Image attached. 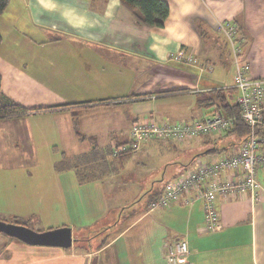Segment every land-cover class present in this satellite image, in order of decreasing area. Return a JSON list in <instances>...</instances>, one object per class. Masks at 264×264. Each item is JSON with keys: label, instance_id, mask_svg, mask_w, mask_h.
I'll list each match as a JSON object with an SVG mask.
<instances>
[{"label": "crops", "instance_id": "0c3cea01", "mask_svg": "<svg viewBox=\"0 0 264 264\" xmlns=\"http://www.w3.org/2000/svg\"><path fill=\"white\" fill-rule=\"evenodd\" d=\"M165 2L169 13L163 26L151 27L120 0H8L0 13V91L27 108L42 109L0 119V167L35 168L41 163L39 154L50 152L55 170L62 154L89 153L93 149L107 153L111 144L128 140L132 121L143 116L139 103H149L145 110L149 113L143 118L157 120L155 116L166 111L160 107L164 101L158 98L179 94L180 89H185L182 93L190 101L180 108L172 105L170 111L175 117L189 122L206 116L212 109L206 106L209 90L220 87L204 80L197 66L167 57L182 49L211 65L207 74L218 66L226 70L234 67L230 47L228 55L220 47V40L227 43L224 27L236 29L239 59L250 64L249 75H264V0ZM106 98L112 99L108 102ZM74 112L78 113L83 139L73 129ZM223 136L217 137L221 141L216 144L204 141L207 135L184 142L159 138L146 141L120 161L114 160L118 165L136 154L144 164L142 157L164 155L159 164L151 162L150 173L141 178L149 188L146 195L159 186L143 209H120L100 228L85 232L83 224L100 217L95 216L97 212L77 222L76 228L70 218L79 216L81 210L75 203L68 214L56 209L57 205L45 204L43 224L38 226L41 213L30 210L29 214L38 217L33 225L26 223L27 227L35 231L69 227L72 244L66 248L32 245L0 231V264H171L165 245L177 238H186L189 246L187 262L182 264H264V168L256 172L260 184L256 200L245 193L217 197L221 222L217 231L205 230L199 199L191 205L179 200L165 208L147 209L164 184L183 173L179 171H190L200 161H215L238 147L223 149ZM123 169L115 167L111 173L124 180ZM66 172L73 176H53L48 189H42V201L57 199L61 193L72 200V193L81 184L83 189L90 185L86 191L93 192L94 198L109 199V185L103 178L79 182L74 170L60 174ZM114 178L111 174L107 179ZM112 190L119 192L120 187L113 186ZM27 198L25 194L22 200ZM13 200L20 201L18 196ZM17 211L0 213V220L28 219L29 214Z\"/></svg>", "mask_w": 264, "mask_h": 264}, {"label": "built area", "instance_id": "2783aa9c", "mask_svg": "<svg viewBox=\"0 0 264 264\" xmlns=\"http://www.w3.org/2000/svg\"><path fill=\"white\" fill-rule=\"evenodd\" d=\"M224 28H227L225 31L230 37L232 54L235 55L234 87L238 90L236 103L240 108L241 119L250 127L249 135L237 148L220 155L215 161H200L192 170L167 181L160 194L147 205L148 210H155L168 207L179 200L191 205L199 199L204 214V228L209 232L217 231L221 227L216 209L217 197L245 193L256 200L260 191L256 172L259 168H264V134L259 130V127L264 126V76L249 75V63H241L239 56L237 57L239 48L232 38L234 28ZM167 59L189 65L196 64L200 72L205 71V67L201 66L194 55L182 49L170 52ZM232 124L231 117L218 109H211L206 116L189 122L138 117L130 125V138L122 144H112V154L137 150L152 138L184 142L195 136L223 135ZM165 246L171 264L187 262L189 246L186 238L174 239Z\"/></svg>", "mask_w": 264, "mask_h": 264}, {"label": "rangeland", "instance_id": "374dc122", "mask_svg": "<svg viewBox=\"0 0 264 264\" xmlns=\"http://www.w3.org/2000/svg\"><path fill=\"white\" fill-rule=\"evenodd\" d=\"M229 45V44H228ZM227 47H223V50H228ZM224 57V56H223ZM225 58V57H224ZM212 69V68H210ZM204 72H206L204 74ZM200 72V70H197V73L199 75L203 76L204 80H208L211 82V86L216 87H225L229 89H225V91L230 95L229 99L231 101H234L236 99V92L231 88L233 86L234 82V73H235V67H229L227 70L223 67H216L214 68L213 72L210 74H207L209 71ZM216 92H209L210 95L214 96ZM161 95L158 100H163L162 102L164 104H160L161 109L166 110L165 112H162L160 116H155L157 120H160L161 118H167V119H174L181 121L182 118H176L175 115L170 111V108L172 105L174 107H184L187 105L188 101H190V97H187L185 93L180 92L179 94L174 95ZM139 103V106L141 108V113L144 117L149 112L145 111L148 109L149 103ZM192 106L193 104L190 102L189 104ZM146 114V115H145ZM127 133V132H126ZM123 134V138L126 136ZM130 138V135L128 136ZM218 136L214 135H207L206 138H203L204 141H209L213 144L218 143L221 141V139H217ZM224 139V138H223ZM225 140V143L227 144V140ZM238 143V142H237ZM236 142L232 143L236 146ZM146 145V144H145ZM153 145V144H152ZM238 145V144H237ZM150 146V145H148ZM97 155L93 156L94 160L96 161L99 158V162L101 164H105V166L109 168H114L119 166H124L125 169H123V173L126 174V177L121 179V176H119L117 173H111L115 174V178L113 180H108L107 178L111 174L104 173L103 180L105 181V185L107 186V196L109 199H104L102 197H95L93 195V192H88V188L90 185H88L87 189H83V184H81L80 188L75 190L74 193H72L73 197L72 200H70V196H66L65 193L58 194L57 199L53 200H44L42 201V189H48V183H50L53 176H73V172H66L60 174L61 171L54 170V167L52 166V159L50 152L48 154H39L41 163L38 167H32V168H19V169H4L0 167V213H6L10 209H18V211L26 212L29 214L30 210L35 211L36 213H41V217L38 221V226H41L44 222L43 215H45L46 209L45 204L49 205H57L56 209H59L61 211L70 213L71 205L72 203H75L77 208L81 210L79 216H72L70 221L73 222L75 225H77V222L88 220L91 215H94V211L97 212L96 215L100 216L93 221H87L83 224V227L85 228V232H89L93 229H98L103 225L104 222H107L110 220L111 214L116 212V215L118 214L119 210L124 209V212H127L131 209L140 210L143 209L146 201L148 200L149 196L151 197L153 193H155L159 188V186H155L152 189V192L148 195L146 193L148 192V186L145 185V180L141 179L144 175L150 173L151 171V162L155 164L160 163V157L164 156L160 153H155L150 156V159L148 157H142L144 164H141V161L136 158V154L131 155L130 158L123 160L120 162V164H113V161H110L109 153L108 156L104 152H96ZM129 155V153H127ZM127 154L122 155L127 156ZM131 154V153H130ZM83 156L84 154H73L69 155L71 157ZM56 157H59V154L57 153ZM124 157V158H125ZM56 158V159H57ZM205 159V157L203 158ZM116 163V162H115ZM57 164L64 165L65 161H59ZM56 164V166H57ZM191 162H187V165H191ZM113 165V166H112ZM108 168V169H109ZM187 170V169H186ZM185 169H182L179 172L186 171ZM60 175H58V173ZM105 172V171H104ZM152 173H155V170H152ZM107 176H106V175ZM142 174V176H140ZM94 175V174H91ZM101 174L96 173V178H92L94 180H98L99 176ZM140 176V177H139ZM137 177V178H136ZM101 178V177H100ZM79 182L82 180L78 179ZM123 180V182H122ZM119 184H118V183ZM122 182V183H121ZM120 187L119 192L116 190L113 192L112 187ZM24 188V189H23ZM50 188H52V185H50ZM104 189V184H103ZM85 190V193L82 191ZM25 194L29 196V198L22 200L25 198ZM39 194V195H38ZM103 194V193H102ZM71 195V194H70ZM15 196L19 197L20 201L13 200ZM87 198L88 200H86ZM44 199V198H43ZM22 200V201H21ZM115 207L116 210H113L112 208ZM22 209V210H21ZM52 211V209H49L48 211ZM17 211V212H18ZM89 212L88 214L86 212ZM38 215V214H37ZM36 214H29L28 219L26 220H20L24 223H27L29 225H33L36 218ZM94 217V216H93ZM79 227L78 225L76 228ZM77 234V233H76ZM80 235V234H77Z\"/></svg>", "mask_w": 264, "mask_h": 264}, {"label": "trees", "instance_id": "16d2710c", "mask_svg": "<svg viewBox=\"0 0 264 264\" xmlns=\"http://www.w3.org/2000/svg\"><path fill=\"white\" fill-rule=\"evenodd\" d=\"M7 2L8 0H0V13L5 9ZM120 2L128 10L137 13L139 15V19L141 20V22L145 24L146 26H151V27L152 26L153 27L163 26L165 19L167 18L168 13H169V7L167 3L165 2V0H120ZM223 31L226 35V40L229 45L226 43L225 40H220L219 43H220L222 52L225 55L226 54L228 55V51L223 50V47H227L228 45V48L230 47V50H231V52L230 51L229 52L232 53L230 37L227 35L224 29ZM233 31H234V34L232 38L235 40L236 29ZM202 34L203 33L201 32V35ZM0 42H1V33H0ZM239 55H240V50L237 52V57ZM196 59L199 61L201 66L205 67V71L211 70L210 69L211 65L201 62L198 58ZM232 61H233L234 67H236L234 54H232ZM239 62H240V59H239ZM234 78H235V73H234ZM0 84H1V77H0ZM231 88L236 92V96H237L238 90L237 88L234 87V82ZM225 89H229V88L221 87V88H215V89L209 90L210 93L211 92H216V93L214 96L211 95V97L206 98V101H207L206 106L212 107V109L220 110L225 115L231 117L233 121L232 127L224 133L223 138L226 139V141L227 140L229 141H227V144H226L224 140L223 149H227L229 146L235 147V145L232 144L234 142L236 143L238 142L237 144L239 145L241 142H243V140H245V138L249 135V132H250V127L247 124H245L240 117V108H239V105L236 103V99L234 101H231L229 99L230 95L225 91ZM184 90L185 89H180L178 92H183ZM168 93H172V92L168 91ZM128 96H122V97L128 98ZM106 99L109 102L110 99L112 98H106ZM60 106L62 105H59L58 107ZM47 107L53 108L57 106H47ZM47 107L43 109H48ZM40 109H42V107L27 108L23 106L22 104L3 95L0 91V119L22 117V116L28 115L29 113H32L33 111L40 110ZM71 116H72V124H73V129L75 131V134L77 135L78 138L83 139L84 135L78 129V119H79L78 113L74 112L73 114H71ZM259 130H262L261 134H264V126L259 127ZM219 136L220 135H218V137ZM91 138L93 139V137ZM237 144L236 146H238ZM115 145H119V144H115ZM110 150H111L109 151L110 153L109 152L108 153L111 156L110 161H113V164L115 163L114 160L120 161L121 159L125 157V156L121 157L122 155H125L127 153L130 154L131 152V151H121L113 155L112 154L113 152L112 144L110 145ZM108 153H105V154H107L108 156ZM80 154H84V155L82 157L78 155H76L75 157H71L69 155L62 154L61 158L58 161H56V164L59 161H63V160L65 161V164L64 165L57 164V166L55 164L56 170L58 171H65V170H70V169L74 170L78 176V179L82 181H87L89 179L96 178L97 177L96 173L101 174L98 177L99 179H101L103 178L102 176L104 175V173L108 175L115 169V167L112 169V168L105 166V164H101V162H99V158L95 161L93 156H96L97 153H96V150L94 149L89 153H80ZM91 174H94V175H91ZM155 197L151 198V200L155 199ZM2 220L8 223L26 225V223L20 222L19 219H17V217H14L12 221L5 220V219H2Z\"/></svg>", "mask_w": 264, "mask_h": 264}, {"label": "water", "instance_id": "95a60500", "mask_svg": "<svg viewBox=\"0 0 264 264\" xmlns=\"http://www.w3.org/2000/svg\"><path fill=\"white\" fill-rule=\"evenodd\" d=\"M0 231L32 245H50L66 248L73 241L71 229L65 226L44 231H35L26 225L8 223L0 220Z\"/></svg>", "mask_w": 264, "mask_h": 264}]
</instances>
